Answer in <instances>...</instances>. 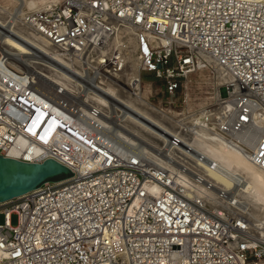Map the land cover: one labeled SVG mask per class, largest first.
Returning a JSON list of instances; mask_svg holds the SVG:
<instances>
[{
    "label": "built area",
    "instance_id": "obj_1",
    "mask_svg": "<svg viewBox=\"0 0 264 264\" xmlns=\"http://www.w3.org/2000/svg\"><path fill=\"white\" fill-rule=\"evenodd\" d=\"M24 23L72 53L101 42L113 33V24H128L136 30L142 72L163 82L168 96L164 106H178L174 99L184 82L200 61L210 59L232 76L233 84L224 92L236 86L238 115L250 116L248 104L264 112V5L238 0H63L29 14ZM58 95L59 90L47 91L0 53V155L23 137L31 146H49L43 160L55 159L74 173L0 206V264H264V239L251 232L218 239L190 230L201 214L189 209V203L215 216L175 188L168 170H147L151 162L138 146L120 144L125 157L98 159L91 153L84 163L74 142L81 151L119 141L108 131L79 123L74 98L62 103ZM179 99L185 103V97ZM62 123L69 138L64 142ZM250 130L246 137L251 132L256 137L253 158L264 169V127ZM171 142L179 140L173 137ZM152 181L164 191L150 193L146 183ZM12 215L18 218L15 226Z\"/></svg>",
    "mask_w": 264,
    "mask_h": 264
},
{
    "label": "bare ground",
    "instance_id": "obj_2",
    "mask_svg": "<svg viewBox=\"0 0 264 264\" xmlns=\"http://www.w3.org/2000/svg\"><path fill=\"white\" fill-rule=\"evenodd\" d=\"M238 1L264 5V0ZM62 2L0 0V53L16 70L25 71L47 91L59 90L62 103H68L70 96L77 98L74 102L79 123L108 131L119 141L108 140L102 143L107 148L93 144L81 151L74 142L80 159L86 163L91 153L98 159L105 155L125 157L126 150L120 144L138 146L142 157L151 162L147 170L150 166L155 167L156 174L161 168L168 170L175 188L217 217L189 203V209L201 214L202 219L190 230L218 239L226 234L237 238L246 232L264 239V169L255 162L251 151L256 149L254 133L246 137L250 129L264 127V112L248 104L245 107L251 111L250 116L238 115L236 86L224 92L226 85L233 84L232 76L210 59L208 63L199 62L212 71L201 72L208 91L194 111L177 113L171 107L156 106L144 88L142 57L132 26L113 24V33H106L101 42L72 53L24 23L29 14ZM185 97L187 102L191 100L189 94ZM61 126L60 139L68 141L62 130L65 125ZM173 137L179 143H172ZM49 148L31 146L20 137L1 155L23 163L43 164L50 159L42 158ZM146 189L153 194L164 191L155 181L146 183ZM4 203L0 201V206ZM191 218L192 214L186 216L187 220ZM247 244L256 246L257 242Z\"/></svg>",
    "mask_w": 264,
    "mask_h": 264
},
{
    "label": "water",
    "instance_id": "obj_3",
    "mask_svg": "<svg viewBox=\"0 0 264 264\" xmlns=\"http://www.w3.org/2000/svg\"><path fill=\"white\" fill-rule=\"evenodd\" d=\"M0 155V201H9L39 187L46 181H59L74 173L68 167L47 159L43 164L23 163Z\"/></svg>",
    "mask_w": 264,
    "mask_h": 264
},
{
    "label": "rangeland",
    "instance_id": "obj_4",
    "mask_svg": "<svg viewBox=\"0 0 264 264\" xmlns=\"http://www.w3.org/2000/svg\"><path fill=\"white\" fill-rule=\"evenodd\" d=\"M205 71L207 74H209L212 69L210 66H202L201 64L197 66L195 72L191 76L189 82H184L185 88L182 89L179 92L178 97L182 98L185 97L186 94H189L191 97V100L189 102L186 101L185 97V103H180V99L176 98L174 100H177L178 106L173 107L172 105L164 106L166 105V100H168V96L165 93L163 82L160 79H156L153 74L142 72V77L145 80L144 81V88L147 91L148 98L153 104H156V106H160L162 108L168 109L171 107L173 111H176L177 113H187L194 111L199 105H200V99L202 96L208 91L206 87V81L205 77L202 76L201 72ZM208 76V75H207ZM73 97V96H72ZM74 98V97H73ZM77 99V98H74ZM210 213L214 214L210 210H208ZM18 218L16 215L11 216V224L13 226L17 225ZM4 223V216L0 214V224Z\"/></svg>",
    "mask_w": 264,
    "mask_h": 264
},
{
    "label": "snow or ice",
    "instance_id": "obj_5",
    "mask_svg": "<svg viewBox=\"0 0 264 264\" xmlns=\"http://www.w3.org/2000/svg\"><path fill=\"white\" fill-rule=\"evenodd\" d=\"M260 155H261V156H264V151H262V152L260 153Z\"/></svg>",
    "mask_w": 264,
    "mask_h": 264
}]
</instances>
